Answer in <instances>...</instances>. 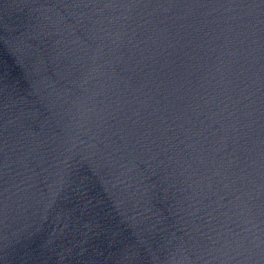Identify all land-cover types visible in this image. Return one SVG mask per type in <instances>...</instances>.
<instances>
[{
  "label": "water",
  "instance_id": "1",
  "mask_svg": "<svg viewBox=\"0 0 264 264\" xmlns=\"http://www.w3.org/2000/svg\"><path fill=\"white\" fill-rule=\"evenodd\" d=\"M0 264H264V0H0Z\"/></svg>",
  "mask_w": 264,
  "mask_h": 264
}]
</instances>
